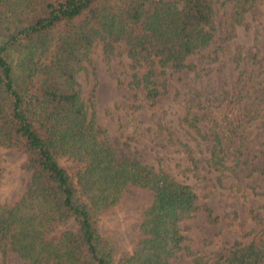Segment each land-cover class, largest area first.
Segmentation results:
<instances>
[{"label":"trees","instance_id":"1","mask_svg":"<svg viewBox=\"0 0 264 264\" xmlns=\"http://www.w3.org/2000/svg\"><path fill=\"white\" fill-rule=\"evenodd\" d=\"M262 1L0 0V148L19 153L18 168L30 175L16 201L0 204L2 255L11 252L23 264H180L179 254L191 253L180 225L198 210L197 194L162 170L119 159L96 123L93 103L81 98L77 76L96 44L107 59L121 47L132 67L145 71L133 84L154 104L160 96L155 77L194 69L187 60L213 43L217 4L231 6L238 23ZM209 89L194 90L204 110V102H217ZM224 102L231 109L226 105L219 123L212 113L201 116L217 129L210 164L221 172L233 171L226 156L240 155L233 142L239 130L264 118V68L256 76L241 72ZM190 110L192 127L201 120ZM219 133L231 135L227 145ZM63 159L81 166L74 176ZM133 191L149 193L152 201L137 225L140 240L119 256L115 237L101 232V216ZM215 264H264V234L235 243Z\"/></svg>","mask_w":264,"mask_h":264},{"label":"rangeland","instance_id":"2","mask_svg":"<svg viewBox=\"0 0 264 264\" xmlns=\"http://www.w3.org/2000/svg\"><path fill=\"white\" fill-rule=\"evenodd\" d=\"M231 12L229 5H216L214 41L187 60L194 69H167L155 77L160 96L154 104L133 84L134 75L141 77L145 71L132 67L121 47L107 59L103 46L96 44L77 76L81 98L88 106L93 103L96 123L119 159L162 170L197 194L198 210L180 225L184 245L191 252L179 254L180 264H215L235 243L258 241L264 234V198L259 195L264 192V174L253 170L264 169V118L239 130L233 142L240 144V155L226 156L225 165L233 171L222 172L210 164L212 134L217 129L210 117L201 120L203 113H212L218 123L223 120L229 86L241 72L253 70L256 76L264 68V1L241 22L234 21ZM223 63L224 68L216 72ZM205 85L217 102H204V110L194 90ZM188 110L201 120L196 119L199 123L192 127L186 119ZM219 134L227 145L231 135ZM21 159L19 153L0 148V204L16 201L29 186L30 175L18 168ZM60 164L71 176L81 168L67 159ZM151 201L149 193L133 191L102 214L101 232L115 237L119 256L130 254L140 240L137 225ZM0 264L23 262L11 252L3 256L0 250Z\"/></svg>","mask_w":264,"mask_h":264}]
</instances>
